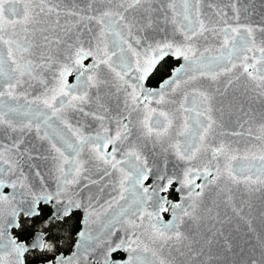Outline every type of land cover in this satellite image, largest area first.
Here are the masks:
<instances>
[{
  "label": "snow or ice",
  "instance_id": "6c2138e0",
  "mask_svg": "<svg viewBox=\"0 0 264 264\" xmlns=\"http://www.w3.org/2000/svg\"><path fill=\"white\" fill-rule=\"evenodd\" d=\"M256 14L252 0H0V264H219L226 223L255 233L236 194L264 197V113L241 106L231 131L223 115L230 90L264 100ZM246 264H264V233Z\"/></svg>",
  "mask_w": 264,
  "mask_h": 264
},
{
  "label": "water",
  "instance_id": "95a60500",
  "mask_svg": "<svg viewBox=\"0 0 264 264\" xmlns=\"http://www.w3.org/2000/svg\"><path fill=\"white\" fill-rule=\"evenodd\" d=\"M252 2L257 13L253 16V19L259 21V13L264 12V7H262L264 0H252ZM230 101L232 102V107H225L223 115L225 131H231L238 127L236 124V118L240 115L241 106H243L245 111H248L249 109L252 111L257 123L260 120L261 113H264V100L256 97L255 94L252 93L245 95L242 89L238 88L235 91V94L230 90L225 98V105ZM217 115H219V113ZM255 126L256 125L254 124V127ZM227 139H232L234 141L238 140L241 148L244 147L246 142L245 138L242 137H227ZM236 196L237 204L241 201H249L251 203L252 207L250 210L245 207V216L247 219L251 220L256 231L255 233L249 232L246 223L238 219H232L230 223H226L223 226V231L232 245V251L228 252L223 250V238H221V246L216 249L220 257L219 264H246L249 256L252 255V246L256 244V236L264 233V216L261 215L264 213V197H262V194L260 192L249 194L248 192L241 190ZM228 212L229 215H232L230 209ZM216 227L221 228V225L217 224ZM256 256L258 258V251Z\"/></svg>",
  "mask_w": 264,
  "mask_h": 264
},
{
  "label": "trees",
  "instance_id": "16d2710c",
  "mask_svg": "<svg viewBox=\"0 0 264 264\" xmlns=\"http://www.w3.org/2000/svg\"><path fill=\"white\" fill-rule=\"evenodd\" d=\"M175 66V61L172 60V59H167L165 62H163L162 66L159 67V70L158 72L159 73H162V74H170V71H171V67H174ZM159 74L154 76L152 79H151V86H157L158 83H159ZM71 223V222H70ZM38 263V262H36Z\"/></svg>",
  "mask_w": 264,
  "mask_h": 264
},
{
  "label": "bare ground",
  "instance_id": "6f19581e",
  "mask_svg": "<svg viewBox=\"0 0 264 264\" xmlns=\"http://www.w3.org/2000/svg\"><path fill=\"white\" fill-rule=\"evenodd\" d=\"M222 212H223V206H222Z\"/></svg>",
  "mask_w": 264,
  "mask_h": 264
},
{
  "label": "rangeland",
  "instance_id": "374dc122",
  "mask_svg": "<svg viewBox=\"0 0 264 264\" xmlns=\"http://www.w3.org/2000/svg\"><path fill=\"white\" fill-rule=\"evenodd\" d=\"M37 264V263H36Z\"/></svg>",
  "mask_w": 264,
  "mask_h": 264
}]
</instances>
